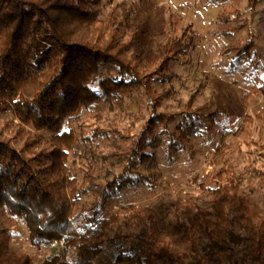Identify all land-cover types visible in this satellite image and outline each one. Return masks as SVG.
Returning a JSON list of instances; mask_svg holds the SVG:
<instances>
[{"label": "trees", "instance_id": "trees-1", "mask_svg": "<svg viewBox=\"0 0 264 264\" xmlns=\"http://www.w3.org/2000/svg\"><path fill=\"white\" fill-rule=\"evenodd\" d=\"M103 1L0 0V108L32 130L55 131L48 168L36 167L33 162L42 160H30L0 140V206L23 219L37 248L59 245L65 252L97 257L108 244L126 240L108 264H264V206L223 162L233 147L225 140L230 131H222L206 178H191L210 197L208 205L192 196L175 198L165 208L156 201L127 203L102 217L101 201L107 204L140 185L155 193L159 153L165 149L174 158L186 151L195 138L214 132L224 112L197 107V86L183 105L161 110L172 91L158 87L173 82L174 65L196 45L188 35L192 22L185 25L183 15L171 13L167 27L140 28L124 41L115 31L122 25L116 12L101 17ZM259 4L248 0L251 17L264 13ZM249 21L237 9L223 10L215 19L222 28L218 33L226 36ZM223 53L248 62L250 74L264 72L253 36L243 45H227ZM259 91L264 95V79ZM133 95L142 96L144 104L133 114L130 129L105 128L96 113L86 128L56 132L83 109ZM257 116L264 125V109ZM102 139L108 150L101 147ZM244 144L264 158L260 141ZM78 164L82 179L73 173ZM252 173L264 181V170ZM89 196L94 201L85 199ZM162 210L167 211L160 217ZM125 227L148 231L126 233ZM42 264L78 263L55 252Z\"/></svg>", "mask_w": 264, "mask_h": 264}, {"label": "rangeland", "instance_id": "rangeland-1", "mask_svg": "<svg viewBox=\"0 0 264 264\" xmlns=\"http://www.w3.org/2000/svg\"><path fill=\"white\" fill-rule=\"evenodd\" d=\"M259 8H264V0H260ZM226 9L240 10L250 20L249 26L235 32L234 36L219 34L218 29L222 28H217L215 19ZM100 10L102 18L113 10L116 12L122 25L115 31L124 41L130 39V32L140 31V28L150 32L167 27L171 13L183 15L185 25L192 22L188 35L193 36L196 45L188 56L174 65L178 76L173 82L158 87L159 90L167 88L172 91V96L164 100L161 110L177 109L187 102L193 87L197 86L201 88L197 107L224 111L218 117L214 132L195 138L186 151H181L174 158H170L165 149L159 153L160 185L155 193L140 185L128 189L107 204L101 201L102 205L105 204L102 217L120 211L127 203L156 201L165 208L175 198L184 200L192 196L199 204L208 205L210 197L191 183V178L196 175L206 178L210 161L221 144L222 131L231 132L225 140L233 145L223 162L235 169L245 189L259 206H264V181L252 173L254 169L264 170V158L251 153L244 144L246 140H257L264 144V125L257 116L264 109V95L259 91L264 72L258 70L250 74L248 62H237L233 54L223 53L227 45H243L253 36L264 58V13L259 12L251 17L248 0H104ZM233 63H237L235 69L230 68ZM246 93L249 95L246 96ZM143 104L142 96L133 95L114 105L101 104L92 109H83L78 117L62 123L56 132H63L69 126L76 130L86 128L94 123L96 113L102 114L101 126L105 128L122 126L130 129L135 119L133 114ZM54 133L23 126L11 111L0 108V140L17 148L30 160H42L41 163L33 162L36 167H49L47 154L53 148ZM106 142L105 139L100 140L103 150L109 149L110 145ZM73 173L82 179L80 164L74 166ZM85 199L94 201L93 196ZM166 211H160V217ZM125 230L126 233H134L148 231V228L125 227ZM125 242L108 244L103 254L97 257L83 256L75 250L65 252L59 245L37 248L29 241V230L23 219L11 216L8 209L0 206V264H42L47 256L55 252L78 264H108Z\"/></svg>", "mask_w": 264, "mask_h": 264}]
</instances>
